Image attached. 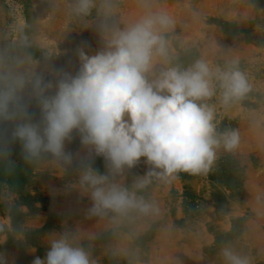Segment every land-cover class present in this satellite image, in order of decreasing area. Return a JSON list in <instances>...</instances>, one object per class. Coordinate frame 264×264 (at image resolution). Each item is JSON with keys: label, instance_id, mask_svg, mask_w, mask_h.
<instances>
[{"label": "rangeland", "instance_id": "rangeland-1", "mask_svg": "<svg viewBox=\"0 0 264 264\" xmlns=\"http://www.w3.org/2000/svg\"><path fill=\"white\" fill-rule=\"evenodd\" d=\"M175 21L169 43L184 66L197 58L224 66L233 59L252 85L251 106L240 101L215 105L216 124L234 128L240 144L218 152L207 173L180 172L174 179L152 178L142 190L159 213L119 224L110 217H89L91 201L77 174L55 164H27L19 142L12 145L15 170L0 167V254L7 264L43 259L50 239L65 229L77 232L98 264H224L220 250L230 246L251 264H264V0H151ZM72 0H0V47L12 52L27 46L46 80L54 70L75 73L78 50L94 55L102 47L96 12L77 17ZM114 22L133 23L143 14L139 0H115ZM44 57H49L45 61ZM35 107V105H33ZM75 135V134H74ZM68 150L82 151L78 135ZM93 167L106 171L103 157ZM141 162L121 182L131 186L143 176Z\"/></svg>", "mask_w": 264, "mask_h": 264}, {"label": "clouds", "instance_id": "clouds-1", "mask_svg": "<svg viewBox=\"0 0 264 264\" xmlns=\"http://www.w3.org/2000/svg\"><path fill=\"white\" fill-rule=\"evenodd\" d=\"M139 3L143 14L120 26L113 19L115 0H72L75 16L96 12L102 41L94 55L78 50L74 74L57 69L54 79L46 80L26 45L15 52L0 47V167L9 174L15 170L11 150L19 142L25 163L49 162L74 171L91 201L88 216L110 217L117 224L159 213L141 194L152 178L207 173L221 149L236 150L239 131L218 128L209 101L219 96L220 104L230 107L252 91L235 59L224 66L204 58L187 66L177 62L169 43L175 21L153 10L151 0ZM74 134L82 149L76 153L66 147ZM95 157H103L104 173L93 167ZM141 158L145 174L134 176L131 186L121 182ZM48 245L45 257L32 264H98L72 229L54 235ZM220 256L224 264H251L230 246ZM0 264H7L3 254Z\"/></svg>", "mask_w": 264, "mask_h": 264}, {"label": "trees", "instance_id": "trees-1", "mask_svg": "<svg viewBox=\"0 0 264 264\" xmlns=\"http://www.w3.org/2000/svg\"><path fill=\"white\" fill-rule=\"evenodd\" d=\"M253 97L252 93L250 92L248 94V96L245 98V101L244 103L247 105V106H251L252 104L249 103V99ZM33 110L36 111L38 113V109L36 107L33 106Z\"/></svg>", "mask_w": 264, "mask_h": 264}]
</instances>
